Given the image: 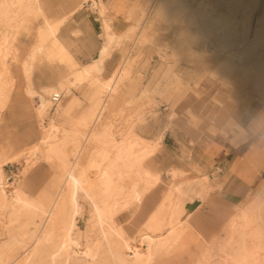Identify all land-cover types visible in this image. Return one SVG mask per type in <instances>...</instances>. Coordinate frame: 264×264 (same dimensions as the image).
<instances>
[{"label":"bare ground","instance_id":"1","mask_svg":"<svg viewBox=\"0 0 264 264\" xmlns=\"http://www.w3.org/2000/svg\"><path fill=\"white\" fill-rule=\"evenodd\" d=\"M194 1L54 0L51 2L56 11L51 16L46 14L42 0H0V122L16 83L11 61H18L24 92L41 127L38 143L13 154L11 146L7 152L2 151L4 154L0 152V264H157L163 255L183 245L188 231L197 229V223L201 228L208 223L212 229L214 225L218 227L216 223L223 225L208 238L201 256L190 264H264V178L250 201L237 204L231 214L215 216L211 211H201L215 181L207 175L177 181L184 171L170 167L166 170L168 187L145 220L149 227L141 225L131 235L122 220L126 215L130 222L164 180L163 172L148 164L165 132L151 140L134 130L135 121L142 120L153 105L149 85L135 95L134 86H139V77L142 78L140 70L135 71L140 69L137 63L141 60L136 47L149 40L151 49L157 48L161 59L153 75L175 70L200 89L222 80L247 92L264 94V16L254 29L248 21L238 25L244 16L238 22L235 13L223 9L230 0H200L197 6L192 5ZM83 6L101 18L103 45L98 52L91 49L90 60L84 65L63 68L53 84L37 88L33 83L37 69L45 64L61 68L73 56L69 43L58 34L70 28L69 18ZM134 9L140 22L131 20ZM204 15L208 22L201 20ZM218 16L223 21L217 24L219 19L217 26L212 24L214 29L207 32L206 24ZM34 18L38 22L31 27ZM140 24L144 27L140 28ZM197 24L202 29L200 34L195 33ZM157 26L166 32L152 31ZM252 29L254 37L249 39L246 35ZM26 30L33 41L22 52L19 42ZM72 32L77 38L86 37L79 28ZM132 37L135 42L131 51L115 76H110V58ZM237 37L249 39L247 51L234 48V43L227 44V39ZM134 74L130 89L129 78ZM85 85L92 90L89 104L74 118L72 101L76 97L69 104H64V99L73 93V88ZM129 90L128 104L132 109L128 118L115 121L112 116L106 117L116 95L126 101ZM55 93L62 94L58 102L53 100ZM137 100L143 104L137 106ZM123 105L118 110L129 107ZM212 146L218 148L216 144ZM20 158L26 161L23 173L15 174L10 181L2 163ZM40 159L55 165L56 179L34 190L25 175ZM59 179L62 184L57 186ZM86 204L87 224L80 228L78 220Z\"/></svg>","mask_w":264,"mask_h":264},{"label":"rangeland","instance_id":"2","mask_svg":"<svg viewBox=\"0 0 264 264\" xmlns=\"http://www.w3.org/2000/svg\"><path fill=\"white\" fill-rule=\"evenodd\" d=\"M234 1L235 0L233 1L230 0L231 3H226V6H224L223 9H225L227 13H235V15L237 16V21L242 19L240 17L244 16L243 17L244 21L242 20H240V22L238 21L239 22L238 25L241 26L242 25L241 22L243 23V25L244 23L249 22L253 25L255 29V27L258 24L259 19H261V17L264 16V7H263L264 0H262L263 2L261 0H254V1L250 0L251 3L249 2V0H237L235 2ZM252 1H253V4H252ZM199 2L200 0H195L192 3V5L196 4L197 6ZM226 2H229V0H226ZM238 2L240 3V5H238ZM248 2H249V6H248ZM232 6L236 10H233ZM229 9H231L232 11ZM85 10H86L85 15L89 16V21L91 22V24H93L95 31L97 33H100L101 24H100V19L98 17V14L93 12L92 9L87 8ZM228 10L231 12H229ZM136 11L137 10L134 9V12H133L134 14L131 17V20L135 22H140L141 20H139V17L135 14ZM245 15L248 18H245L246 17ZM201 20H205L206 22H208L205 18V15L201 16ZM213 21L214 22L209 21L210 24L209 23L206 24L208 26L205 28V30L208 29L206 30L207 32H211L214 29L212 27V24L214 27H216L217 26L216 22L218 21L217 24H219V22H222L223 20H222V17L221 18L213 17ZM37 22L38 20L34 18L33 25H32V20H31L30 26L33 27L34 25H36ZM140 26H141L140 28L144 27L143 24H140ZM161 27L162 26L154 27L152 28V31H156L157 33L166 32ZM199 27L200 26H198L197 24V29L195 30V33H198V34L201 33L202 29L201 28L199 29ZM254 29H252L251 32L248 35H246L249 37V39H253ZM133 37L132 39L128 41V43L123 47L121 51L118 50V54L114 53V55L110 58L108 65L110 68L113 67L110 70V76L112 77L115 76L122 60L131 51V47L134 45V42H135ZM98 38L101 39V37H98ZM32 39L33 38H31V34L29 30H26L25 32L22 33L21 39L19 42L22 52H24L30 46L31 42L33 41ZM249 39L247 40V39H241V37H237V40L236 39L230 40L229 38L227 39L228 40L227 44L230 43L229 45H231V43H234L232 44L234 45V48L236 49L240 48L242 49V51H247L248 48L250 47L249 45L251 44ZM170 42L171 40L170 41L167 40V43H170ZM151 46L152 45L150 41L148 40L144 44L142 43L141 46H139V48L136 47V50H138V53L140 54L141 60L138 61L137 63V67H139L140 69H135V71L140 70L142 74V78L139 77L138 82H140V85L134 86L136 90L135 95H137V93L140 92L142 88L145 87L146 85H149L150 87H152L154 82L160 77L156 74L153 75V73H154V69L156 65L160 62L161 58L156 54L157 48L153 47V50H152ZM81 59L85 62L89 61L88 60L89 58L83 55L81 56ZM146 59L148 61H145ZM11 69L13 71V75L16 78V83H15V86L12 92L11 101L8 103V107L4 110L2 121L0 122V152L2 154L7 152L9 146H11L14 149L10 152V154H13L14 151L15 153H17L20 150H22L24 147H29V146L34 145L35 143H38V141H40V138H41V127L39 125L40 122L33 112L32 102L30 101V99L27 97V95L24 92L25 82H24V77L22 75L20 62L18 63V61H11ZM62 70L63 68L52 67L47 64L42 65L41 69H38L35 73V76H34L35 85L39 88L41 85L47 84L55 80L59 72ZM169 73L166 76H164L163 79H161V81H164V84L168 83V78H169V82H173L175 79H177L175 77L177 74L175 70L169 71ZM135 77H136V74H134L133 76L129 78V80H131V82L128 84L130 89L132 87L131 85ZM186 80L188 81V78ZM189 82L193 83L192 81H190V79H189ZM213 90L214 88L208 87V85H206L205 88L204 87L201 88V93L196 95L193 89H190L185 99H183L181 103L176 105L174 108H172L171 106H173V104L179 98V96L177 95V92L170 98V103H173L171 104V106L164 99H162L163 100L162 101L161 97L158 94H156L155 91L150 92V96L152 99L151 102H153V105L150 106L149 111H146V113L143 116L144 118L142 120L135 121L134 130L137 134L142 135L146 138H158L164 131H166V135L164 139L162 140L160 149L156 152L154 157L151 159V163L153 167L157 169H163V172H164L163 179L164 180L161 183V185L156 188V190L155 189L153 190V192L151 193L153 195L152 198L142 204L140 211H142V209L146 207L145 209L146 212L144 211L137 212L134 218H132L130 222L126 220L127 219L126 215L122 216V220L127 226L129 233L131 235L136 234L137 229H139L141 225L149 227L148 221H146L145 223V219L148 216V213L150 212V210L154 208L157 205V203L160 201L163 193L166 191V188L168 187L169 179L166 175V170L168 168L183 167L185 169H191V171L189 172L187 171L184 172L177 179V181H182L188 178L197 179V172L194 171L192 167L194 165L193 163L195 162L194 160L195 149L192 146H190V143H188V141L196 135H199V136L204 135L202 136L203 138H206L205 135L209 137H214L215 132L218 131L217 127H214L215 130L211 132V128H213L211 124L214 123L215 126L217 125V120L214 119L215 112L210 110L211 93H212L211 91ZM128 94H129V97L124 94L126 98L128 97L126 101H124L123 98L118 99L117 98L118 95H116V98H114L111 101L110 105L107 108L106 117L112 116L115 121H120V119L123 117L126 118L125 114L127 113V108H129L127 106H129L130 104L128 103L131 102L130 101L131 100L130 90ZM257 100L262 103V100L260 98L257 97ZM140 101L141 100H137V103H138L137 106L138 105L141 106L143 104V101H141L142 103ZM112 102H113V105H112ZM123 104H126V107H127L126 110L124 111L123 109L118 110L120 107L125 106ZM173 111H175L176 114H174L173 118H171L170 114ZM219 113L220 112H218L217 115H219ZM250 113H254V111H250L249 114ZM163 141H164V145H163ZM165 144L167 145L165 146ZM5 147L7 149H5ZM244 147L245 145L238 148V150L242 151ZM165 148H167L168 151ZM2 151H5V152H2ZM10 160L11 159H6L5 161H3L2 168H3L4 173L10 179V181H12L14 179L15 174H18L20 176L22 175L23 170H24L23 166H25L26 161L24 158H20L19 160H11V161ZM83 160H85V158L82 159V164L84 163ZM54 168H55V165H53V163L48 162L44 159L42 160L40 159L38 164H35V166H32L29 169V171L25 175V179L27 180L30 187H32V189L34 190L39 189L43 185H46V186L51 185L53 179H56L55 175L53 174ZM61 184H62V181L61 179H59L57 186H60ZM57 186L55 185V188L53 189V191L55 192L57 191ZM85 208H86L85 213L82 215V217L80 216L78 220V225L80 228H85L87 224V219H88L87 204ZM203 212L205 214L209 213V211L208 212L203 211ZM216 224L218 225V227L214 225L212 229L210 227H207V226H210V224L208 223L202 224V226L204 225L202 228L197 223V229L188 231V237L184 239L185 241L183 245L174 253L163 255L159 259L157 264H190L196 261L197 258L200 257L202 252L205 250L208 238L218 233V231L220 230V226L223 225L222 223H216ZM95 237L96 236H94L93 238Z\"/></svg>","mask_w":264,"mask_h":264},{"label":"crops","instance_id":"3","mask_svg":"<svg viewBox=\"0 0 264 264\" xmlns=\"http://www.w3.org/2000/svg\"><path fill=\"white\" fill-rule=\"evenodd\" d=\"M42 1L45 2L44 8L46 14L54 16L56 11L55 3L53 4L51 2L54 0H42ZM86 7L90 9L88 6H83L80 7L78 10H76L75 12H73L72 16L68 20V23L71 24L70 28L68 29L64 28L58 34V36H61L65 39L64 41H67L69 43L70 50L73 53V56L70 57V60H67L61 68L75 69V67L78 65L79 66L84 65L87 62L83 61L81 59V56L82 55L86 56L89 58L88 60H90L89 52L91 51V49L93 52H98L101 46L103 45L102 43L103 37L101 36V33L103 32L102 20L98 16L100 19L101 26H100V33H97L95 31L93 24H91V22L89 21V16L85 15L86 12L85 9H87ZM75 28L81 29L86 37L77 38V36L72 32L73 29ZM98 37H101V39H99ZM35 73L33 75L34 85H35V81H34ZM168 73L169 72L162 74L154 82L153 86L150 89V92L155 91L156 94H158L161 97V100L164 99L170 106L171 104H173L170 103V98L177 92L179 98L173 104V106H171L172 108H174L176 105L181 103V101L186 97L190 89L193 88V91L196 95L201 93V89L195 84L187 81L186 80L187 78L185 76H182L180 72H177L175 76L177 79H175L173 82H169V78H168V83L172 85L168 83L164 84V81H161V79H163L164 76H166ZM218 82H220L221 84ZM50 83L53 84L54 80L41 86L43 87L46 85H50ZM229 83L230 82L228 81L220 80L216 82H210L208 84V87L214 88V90L216 91L215 92L213 90L215 93L211 91L212 93H211V104H210V110L215 112L214 119L217 120L216 126L214 125V123L211 124V126L213 127L211 128V132L215 130L214 127H217L218 130L215 132L214 137H209L205 135L206 138H203L202 136L204 135L202 136L196 135L188 141V143H190V146H192L195 149V156H194L195 162L193 163L194 165L192 167L194 171H197V179H200L202 176L207 175L211 180L215 181L214 187L210 191V199L201 206L202 207L201 211L202 210L205 212L211 211L215 216H222L223 214L224 215L231 214L233 213L232 212L233 208H235L237 204L239 205L241 203H246L250 201L252 197L260 190L261 183L264 178V149H263L264 142L261 141L256 142V140H242L241 135L237 134L236 130L232 127L231 124V117L234 115V113H236L238 116L242 118H246V116L249 114L250 111L256 112L261 109H264V97H263L264 94L262 95V93L259 92H254V93L252 92L253 93L252 94L232 83L230 84ZM41 86L39 88H41ZM91 91L92 90L89 85L73 88V93H71L69 97L64 99V104H69L73 100V97L74 96L76 97V100L72 101V113H71L72 117L74 118L78 117L80 112L86 106H88L89 95ZM257 97L262 100V103L257 100ZM131 109L132 108L130 106L129 108H127V113L125 114L126 118H128ZM218 112H220L219 115H217ZM174 114H176L175 111H173L170 114L171 118H173ZM164 132L166 135V131ZM147 139L156 140L157 138H147ZM214 144L218 145V148L217 147L216 149L213 148L212 145ZM163 145H164V141H163ZM166 145L167 144H165V146ZM244 145H245L244 149L242 151H239L238 148ZM159 149L160 147L157 149V151ZM165 149L168 151L167 148ZM154 155L150 158L148 166L153 170H160L163 172L162 169H157L153 167L151 163V159L154 157ZM178 168H180L181 170L183 169L185 170V168L183 167H178ZM186 171L189 172L191 171V169L189 170L186 169L184 172ZM156 188L154 189L156 190ZM152 196H153L152 194L148 196L145 202L150 200ZM145 209L146 207L143 208L142 211L146 212ZM152 209L150 210V212L152 211ZM142 211H138V212H142ZM198 213L199 211L197 210V214Z\"/></svg>","mask_w":264,"mask_h":264},{"label":"clouds","instance_id":"4","mask_svg":"<svg viewBox=\"0 0 264 264\" xmlns=\"http://www.w3.org/2000/svg\"><path fill=\"white\" fill-rule=\"evenodd\" d=\"M232 127L242 140H256L264 142V109L250 113L246 118L236 113L231 117Z\"/></svg>","mask_w":264,"mask_h":264},{"label":"built area","instance_id":"5","mask_svg":"<svg viewBox=\"0 0 264 264\" xmlns=\"http://www.w3.org/2000/svg\"><path fill=\"white\" fill-rule=\"evenodd\" d=\"M61 98H62V94L55 93V94L53 95V100H54L55 102H58Z\"/></svg>","mask_w":264,"mask_h":264}]
</instances>
